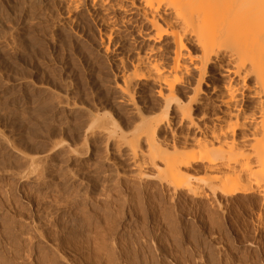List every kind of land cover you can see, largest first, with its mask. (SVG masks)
Here are the masks:
<instances>
[{"label": "rangeland", "instance_id": "rangeland-1", "mask_svg": "<svg viewBox=\"0 0 264 264\" xmlns=\"http://www.w3.org/2000/svg\"><path fill=\"white\" fill-rule=\"evenodd\" d=\"M4 3L0 264H264L262 189L227 197L204 185L202 164L197 198L163 181L162 166L141 177L126 141L91 121L105 111L118 135L131 123L95 32L60 26L52 6Z\"/></svg>", "mask_w": 264, "mask_h": 264}, {"label": "bare ground", "instance_id": "bare-ground-1", "mask_svg": "<svg viewBox=\"0 0 264 264\" xmlns=\"http://www.w3.org/2000/svg\"><path fill=\"white\" fill-rule=\"evenodd\" d=\"M27 1L55 7L72 33L95 32L131 123L118 135L105 111L91 121L126 141L140 175L162 166L163 181L197 198L191 172L202 164L204 185L227 197L262 189L264 199V0Z\"/></svg>", "mask_w": 264, "mask_h": 264}]
</instances>
